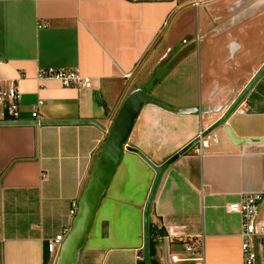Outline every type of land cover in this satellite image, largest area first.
Masks as SVG:
<instances>
[{"label":"crops","instance_id":"obj_1","mask_svg":"<svg viewBox=\"0 0 264 264\" xmlns=\"http://www.w3.org/2000/svg\"><path fill=\"white\" fill-rule=\"evenodd\" d=\"M200 7L183 0H0V90L13 84L18 91L15 119L0 102V264H54L58 251L51 257L46 239L70 227V199L78 198L116 109L134 88L194 110L142 103L75 264L142 258L141 212L154 170L140 154L166 162L148 208L150 263L189 264L168 257L181 255L178 240L164 250L159 239L175 232L202 235L203 264H242L240 218L224 206L264 192V72L212 128L215 141L199 154L192 146L178 150L198 126L219 118L264 60V0ZM38 66L75 67L94 85L37 79ZM39 99L36 121L31 110Z\"/></svg>","mask_w":264,"mask_h":264},{"label":"water","instance_id":"obj_2","mask_svg":"<svg viewBox=\"0 0 264 264\" xmlns=\"http://www.w3.org/2000/svg\"><path fill=\"white\" fill-rule=\"evenodd\" d=\"M263 72L264 60L258 65L255 71L237 92L232 101L225 108L224 112L219 116V118L208 125L206 130L212 129L216 124H219L225 119V117L235 108L236 104L241 100V98L246 94L252 84L261 76ZM144 102H155L176 111L194 110V108L170 104L141 88H134L127 92L121 100L108 128L106 129V134L99 148L97 157L90 169L89 177L77 198V210L72 216L69 230L59 246L54 264H75L78 249L84 241L85 234L90 226L100 195L102 194L110 175L119 160L123 144L125 143L131 129L134 118L138 114L140 106ZM78 120L92 121L103 128V126L95 118H81ZM225 132L231 139L242 141V138L234 136L228 126H225ZM193 141L194 139L189 140L178 150V152L184 151L192 144ZM140 155L153 168L154 174L142 206L141 221L143 255L142 258L137 260V263L151 264L148 253V208L160 173L166 165V162L156 165L143 154Z\"/></svg>","mask_w":264,"mask_h":264},{"label":"built area","instance_id":"obj_3","mask_svg":"<svg viewBox=\"0 0 264 264\" xmlns=\"http://www.w3.org/2000/svg\"><path fill=\"white\" fill-rule=\"evenodd\" d=\"M209 0H191V4L195 7L204 5ZM35 76L37 79L53 78L62 86L72 87H90L93 86V78L81 74L75 67H54V66H38ZM17 98L18 91L15 85L10 84L7 88L0 90V102L3 107L7 108L12 118L17 116ZM41 100H37L36 106L31 110V115L38 121L39 114L37 105ZM206 127L198 126L192 139L194 141L190 146L196 154L202 152L203 148L209 144L211 140L217 139L212 129L206 130ZM264 199V192L242 193L236 200L229 201L225 204V209L235 212L240 218L239 230V249L242 264H264V210H261V202ZM77 210V199H70L68 214L73 216ZM69 230V224H62L57 232L46 239V250L49 255H55L64 239L65 234ZM159 239L167 249V244L178 240L180 242V256L177 252L168 253L171 260H187L189 264H203V238L200 234H181L162 232ZM167 252V251H166Z\"/></svg>","mask_w":264,"mask_h":264},{"label":"rangeland","instance_id":"obj_4","mask_svg":"<svg viewBox=\"0 0 264 264\" xmlns=\"http://www.w3.org/2000/svg\"><path fill=\"white\" fill-rule=\"evenodd\" d=\"M188 6H189V1L188 0H183ZM228 0H209L208 1V7H215V6H220V5H222V4H225L226 2H227ZM253 0H239V4H240V6H241V8H244L246 5H247V3H251ZM202 6V5H201ZM195 7V6H194ZM197 8V7H196ZM199 8H204V7H200L199 6ZM195 56V55H194ZM264 75V74H263ZM262 75V76H263ZM143 88L144 89H149V85H144L143 86ZM162 88V87H161ZM161 88L160 89H157V91H161ZM159 93V92H158ZM161 93V92H160ZM162 93H164L165 94V92H162ZM164 94H161L162 96L164 95ZM156 95H159V94H156ZM165 97V96H164ZM124 163H125V161H124ZM104 203H105V201H103V200H101L100 202H99V204H98V206H97V209H96V212H95V216H98L99 215V213H100V211L102 210V208H103V205H104ZM51 257L52 256H54V255H50ZM52 261H53V259H52ZM52 264V263H51Z\"/></svg>","mask_w":264,"mask_h":264},{"label":"trees","instance_id":"obj_5","mask_svg":"<svg viewBox=\"0 0 264 264\" xmlns=\"http://www.w3.org/2000/svg\"><path fill=\"white\" fill-rule=\"evenodd\" d=\"M151 245H152V236H151V232L148 229V247H149V250L151 249Z\"/></svg>","mask_w":264,"mask_h":264}]
</instances>
